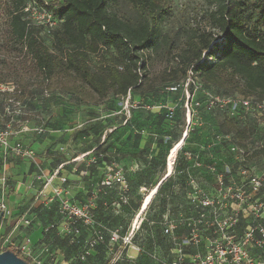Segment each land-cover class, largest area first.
Instances as JSON below:
<instances>
[{"label": "rangeland", "instance_id": "obj_1", "mask_svg": "<svg viewBox=\"0 0 264 264\" xmlns=\"http://www.w3.org/2000/svg\"><path fill=\"white\" fill-rule=\"evenodd\" d=\"M158 1L170 9V15L162 26L163 32L168 38L159 49L148 50L143 54V64L147 65L151 78L161 75L169 67H179L176 57L184 47L190 32L206 30L218 33L210 26L209 8L204 0ZM40 9H44L43 6H40L39 9L31 8L32 16L29 20L36 26L46 27L47 21L43 18L44 13ZM110 11L120 18L134 20L136 17L131 6L122 0L113 3ZM10 13L9 0H0V85L15 89V93L0 94V114L4 121V127L10 125L12 130H17L19 124L23 123V132L26 133L23 137V144L35 152V157L37 151H44L64 158L69 150H73L75 142L80 140L78 143L83 144L84 141H87L84 140V135L90 126L110 120L108 125L116 121L119 127L122 122L123 134L117 140V144L121 146V150H118L120 152L116 154V158L113 154V156L109 154L102 170L97 171L98 173L94 176L96 184L100 182L94 189V193H97V201L104 189L100 184L109 168L120 170L128 186L127 192H123L119 186H115L110 201L106 206L104 205L107 208V214L113 217L111 218L113 225H108V228L111 231L119 230L121 236L118 243L108 241L107 259L109 264L172 263L177 257L180 246L188 238V231L184 227H179L173 236H166L163 227L165 219L192 215L189 198L195 194L196 186L207 195L219 197L216 174L192 171L190 164L185 159V153L211 150L218 159L229 163L232 167V157L227 153L222 136L227 134L238 136L236 129H244L245 123H247L245 137L263 143L264 121L261 129L258 127L259 131H257L255 128L257 125L249 121L243 122L241 126H233L225 121L223 115L201 114L194 116L188 139L179 152L173 169L172 164L175 157H172V151L176 149L186 131V119L183 122L181 113L175 119L161 123L155 116L149 119L140 117L137 126L132 123L133 111L130 109L128 114L125 111L127 116L122 113H114L116 112L115 108L123 102L126 103L130 97V102L133 104L143 107L154 105L150 110H145L151 115H164V112H159L160 108L157 106L158 101L163 99L164 89H160L161 94L158 99L154 97V100L149 97L145 100L139 96L134 97L131 93H128L126 97L109 95L100 100L90 89L71 75L60 72L48 79L37 69L23 44L13 37ZM46 43L50 47V42ZM103 58V55H93L91 65L97 66ZM9 99L12 100L11 103H9ZM169 99L172 100V96ZM152 100L154 104L148 103ZM17 102H20L21 108L16 104ZM108 106L115 110H108ZM5 108H8V112L5 111ZM126 118L129 120L128 125V120L125 121ZM52 126L56 128L57 134L50 136V140L52 139L50 144L47 147L36 146V142L41 143V136L45 134V132L38 134L36 129L51 130L54 128ZM24 127H28V130H24ZM110 127L112 128L111 125ZM71 130H75L74 135L70 134ZM130 136L133 137V140L129 138ZM114 142V138L108 137V148ZM135 144H138L139 150L144 151V154H141L138 159L130 157L132 145L135 146ZM168 156L169 169L167 167ZM7 160L2 157L0 151V167H5ZM28 160L34 161L33 159ZM81 166L89 167L86 160L79 161V169ZM220 166L224 167L222 164ZM168 173L170 177L166 179ZM223 175L228 183L229 175L225 173ZM234 177L236 181L242 178L238 174H234ZM164 179L166 180L163 183L166 185L160 191L159 188L157 192L155 188ZM1 180L4 185L0 186V200L2 201L0 213H3L4 217L7 213L2 210L1 206L4 205L3 201L7 196L4 189L7 180L4 177ZM74 181L75 179L71 180L75 183ZM83 198L82 194L80 200ZM97 210L96 208L95 219L98 223L103 224L100 222L101 218L97 217ZM47 211L41 212L39 217H44L43 219L47 223L45 229L55 225V228L48 234L55 233L58 237H65L60 232L63 220L59 208L52 216L48 215ZM137 217L140 218L137 219ZM244 228L245 223L239 228V232L242 233ZM48 242L46 244L50 251L41 256L43 264H73L74 256L69 254V245L67 246L62 239H59L58 245L56 244L52 249L51 242ZM188 249L193 251V247ZM19 255L22 256V254ZM27 260L30 264H35L32 260Z\"/></svg>", "mask_w": 264, "mask_h": 264}, {"label": "trees", "instance_id": "obj_2", "mask_svg": "<svg viewBox=\"0 0 264 264\" xmlns=\"http://www.w3.org/2000/svg\"><path fill=\"white\" fill-rule=\"evenodd\" d=\"M117 1L9 0L11 33L23 44L37 69L48 79L60 72L71 75L100 100L109 95L126 97L128 93L144 100L148 97L154 100V97L158 99L161 94L160 89H164L163 99L157 104L160 108L159 112H164V115H151L150 112L145 111L150 110L154 105L147 107L139 105L140 108L131 110L132 123L136 126L140 117L149 119L155 116L161 123L175 119L180 113L184 122L186 111L182 86L190 76L204 89L221 96L239 95L264 99V0H204L209 8L210 26L218 33L206 30L190 32L184 47L176 57L179 67H169L155 78L150 77L147 65L143 64V54L148 50L159 49L168 38L162 26L170 15V9L158 0H122L127 2L136 14L135 19L131 20L120 18L110 11L112 4ZM30 4L48 9L56 23L53 30H46L43 26L31 23L25 12ZM46 42H50V47ZM93 55L104 57L94 67L91 65ZM175 86H180V90L170 91V88ZM190 90L193 92V85ZM171 96L172 100L169 99ZM197 98H201V95ZM153 100L148 103L154 104ZM163 107H171L173 111L168 112ZM115 109L108 106L110 111ZM201 114L223 115L229 125L242 124L238 121V115L232 116L226 112H208L202 109ZM109 121L103 122V126L101 123L90 126L84 136L93 134L94 143L99 144L101 136L110 128ZM121 123L116 130L106 135L104 144L94 152L98 157L104 156V159L89 167L81 166L76 172L77 174L82 170L88 172L87 177H84L86 194L80 193L77 196L80 200V196L84 195L80 205L86 202L95 192V187L99 185L100 182L96 184L94 176L97 171L102 170L109 154H113L116 158V154L120 152L118 150H121V146L117 144V140L123 134ZM128 123L129 120L127 125ZM53 129L56 130L55 127ZM246 132L245 127L238 128L236 134L240 139L234 135L240 141H244L247 139ZM108 137L115 139L110 149L107 145ZM129 138L133 140L132 136ZM141 154H144V151L139 150L138 144L132 145L130 157L138 159ZM260 154L264 155V147L260 150ZM60 157L59 166L64 165V171L73 172L72 165L67 164L69 158L66 155L64 158ZM165 185L166 183H163L159 191ZM114 188L102 189V195L97 201V217H100L102 220L100 222L107 226L113 225L111 219L113 217L107 214L105 206L110 201ZM58 208V203H53L47 212L51 216L55 215ZM88 237V231L83 228L80 244L73 243L71 236L61 238L55 233L46 234L43 244H48L50 241L53 249L58 240L62 239L70 247L69 254L74 256L73 264H109L107 259L109 239L106 243L98 245L85 261L78 260V255L83 249V241ZM6 251H13L21 257L13 249ZM25 260L28 262L27 259Z\"/></svg>", "mask_w": 264, "mask_h": 264}, {"label": "built area", "instance_id": "obj_3", "mask_svg": "<svg viewBox=\"0 0 264 264\" xmlns=\"http://www.w3.org/2000/svg\"><path fill=\"white\" fill-rule=\"evenodd\" d=\"M39 7L37 4H30L25 9L28 19L32 16L31 8L39 9ZM43 8L40 10L44 13L43 18L47 21L45 28L53 30L56 26L53 16L48 9ZM191 85L194 87L193 92L190 90ZM182 88L185 95L186 131L180 142L183 140L185 144L193 118L200 115L202 109H206L208 112H226L232 116L238 115L240 123L249 121L257 125L255 127L257 131H259L258 127L261 129L264 121V99L239 95L235 97L221 96L204 89L201 84L192 80V76L186 80ZM14 90L0 85V94L15 93ZM179 90L180 86L170 88L172 92ZM198 95H201V98H197ZM130 99L128 97L126 101L130 110L140 108L139 105L131 103ZM8 101L12 102L11 99ZM16 104L21 108L20 102ZM163 108L168 112L173 111L171 107ZM5 111L8 112V108H5ZM247 126L245 123L244 127ZM24 130H28V128L24 127ZM36 132L42 134L45 130L40 128L36 129ZM13 135L10 126L0 130L2 157L8 159L10 155H14L21 159H34L35 152L31 148L20 142L12 143ZM222 139L227 153L232 157V167L229 163L218 159L211 150L189 152L184 155L192 171L216 174L219 197L207 195L196 186L195 194L189 198L192 215L165 219L163 227L166 236H173L179 227H184L188 231V238L182 243L176 259L170 264H264V155L260 154V150L264 147V141L260 143L252 138L240 141L234 134L222 136ZM178 154L173 161V169ZM102 159L104 156L98 157L93 153L91 156L90 154L83 155L73 162L86 160L87 166H92ZM168 160L169 156L167 159L169 169ZM220 164L224 167L222 168ZM63 168L64 165H61L52 177L46 179L45 188L52 186L55 178L58 177L60 180L59 186L52 187V196L48 198L47 204L58 203L63 220L60 232L65 236H71L73 243L80 244L83 228L88 231L89 237L83 241V249L78 255V260L85 261L98 245L106 242L107 238L110 243H118L121 240L120 231H111L107 225L96 221L97 193H93L82 205H78L70 199L65 187L68 179L60 176ZM222 172L229 175L228 183ZM234 174H238L242 178L236 181ZM168 175L166 179L170 177ZM45 178L43 174L37 177L40 181ZM166 179L161 181L156 189H159ZM100 186L102 188L119 186L123 192L128 191L123 174L114 168H109L106 171ZM1 208L9 213L4 205ZM139 218L137 217V219ZM243 223H245V228L240 233L239 228ZM26 224L30 225V222L27 221ZM54 228L55 225H51L44 230V234H48ZM189 247H193V251L189 250ZM49 251L45 243L40 252L35 255L30 240H27L23 246L19 247L18 254H22L24 259H30L35 264H43L41 256ZM3 252H5L4 244L0 242V253Z\"/></svg>", "mask_w": 264, "mask_h": 264}, {"label": "crops", "instance_id": "obj_4", "mask_svg": "<svg viewBox=\"0 0 264 264\" xmlns=\"http://www.w3.org/2000/svg\"><path fill=\"white\" fill-rule=\"evenodd\" d=\"M125 111L127 114L130 113L129 106L127 103L123 102L118 106V109H116V112L114 113H122L127 116ZM0 118V130H2L5 128V125L3 123L4 121H2L1 114ZM127 120L128 118L125 119V121ZM5 124L7 125V123ZM111 126L112 128L110 127L107 129V133L105 132L101 136L99 144L94 143L95 140L93 139V134L87 137L84 136V140L87 141H84L83 144H79L78 142H80V140H78L77 143L75 142L73 150H69L68 154H66L70 160L67 164L72 165L73 172L62 170L60 176H64L68 179L65 187L69 193L70 199L78 205L81 204V201L77 199V196L80 193L86 194L84 177H87L88 172L82 170L80 174H77L76 172L80 170L78 167L79 162L73 161L86 154H90V156L93 155L96 149L104 144L108 132L112 133L118 128L117 122L111 124ZM12 131L14 133L11 138L12 143H23V137L25 136L24 134H26L23 132V123L19 124L17 130ZM71 132L72 133L70 134H75V130H71ZM54 134H57V131L54 129L45 130V134L41 136V143L36 142L35 145L38 147H47L50 144V141H52V139L50 140V136H54ZM91 145L93 146L90 148ZM59 159H61L60 155L37 151L36 157L33 159L34 161L10 155L6 161L5 167H0V186L4 185L1 183L3 177L7 180V184L4 187L7 196L5 197L3 204L9 212L7 213L8 215L5 214L0 225V242H3L5 251L6 249H13L18 253L19 247L23 246L27 240H30L35 255L40 252L42 245H44V229L47 223L44 221V217H39V214L43 211L45 212V210H49V208L53 206V204H47L48 198L52 196V187L60 185V180L57 177L53 180L52 186L45 188L46 179L52 177L60 167L58 164ZM40 174L45 175L46 178L41 181L38 180L37 177ZM74 179L75 183L71 182V180ZM1 202L2 201L0 200V203ZM47 214L51 215L48 212ZM27 221L30 222V225L26 224ZM21 257L24 258L23 256Z\"/></svg>", "mask_w": 264, "mask_h": 264}, {"label": "water", "instance_id": "obj_5", "mask_svg": "<svg viewBox=\"0 0 264 264\" xmlns=\"http://www.w3.org/2000/svg\"><path fill=\"white\" fill-rule=\"evenodd\" d=\"M3 219V213L0 214V225ZM0 264H30L25 259L19 257L13 251L0 253Z\"/></svg>", "mask_w": 264, "mask_h": 264}, {"label": "bare ground", "instance_id": "obj_6", "mask_svg": "<svg viewBox=\"0 0 264 264\" xmlns=\"http://www.w3.org/2000/svg\"><path fill=\"white\" fill-rule=\"evenodd\" d=\"M183 145H184V141L182 140V141L178 144V146L176 147V149L172 151V157H176V156H177L178 151L182 148ZM168 176H170V175H168ZM155 189H156V188H155ZM157 192H158V189H157ZM135 226H136V225H135Z\"/></svg>", "mask_w": 264, "mask_h": 264}]
</instances>
